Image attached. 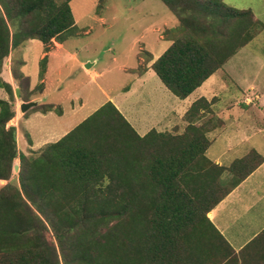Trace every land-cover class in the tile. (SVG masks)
Here are the masks:
<instances>
[{"label":"trees","instance_id":"1","mask_svg":"<svg viewBox=\"0 0 264 264\" xmlns=\"http://www.w3.org/2000/svg\"><path fill=\"white\" fill-rule=\"evenodd\" d=\"M71 1L0 0V74L26 41L39 39L48 51L53 39L65 40L77 26ZM162 1L184 32L152 69L182 99L264 28L251 10L224 0ZM18 72L15 80L29 83ZM0 87L14 91L1 75ZM12 102L13 94L0 99V179L8 180L0 188V264H196L213 245L228 244L208 213L263 158L252 151L224 166L208 157L209 124L196 123L206 99L191 105L182 131L144 135L108 101L29 154L18 149L16 127H7Z\"/></svg>","mask_w":264,"mask_h":264},{"label":"rangeland","instance_id":"2","mask_svg":"<svg viewBox=\"0 0 264 264\" xmlns=\"http://www.w3.org/2000/svg\"><path fill=\"white\" fill-rule=\"evenodd\" d=\"M224 3L236 9H249L256 19L264 23V0H224ZM71 6L77 26L61 35L67 38L65 48L58 51L52 49L59 52L62 59L56 63L60 72L55 74L54 80H50L49 96L55 107L48 116L51 120L47 125L69 132L100 106L112 101L108 99L110 97L121 105L140 134L164 128L162 124L169 122L174 101L180 98L165 87L152 69V64L172 44L173 39L184 32L178 29L179 22L170 9L162 0H72ZM30 43L26 41L15 51L18 59L13 65L14 74L18 71L24 73L29 83L27 79L22 84L16 82L20 98L16 89L10 93L0 87V99L5 98V91L9 99L13 94V101L29 99L41 88L33 86L39 78L42 66L40 54L45 46L39 39H34L29 49ZM19 58L25 61V65L19 63ZM85 63L92 64L88 74L82 68ZM227 67L237 80L245 78L243 81L247 84L244 86L253 83L264 88V28L228 61ZM96 73L101 75L94 79ZM5 77H8L7 73ZM225 79L230 87L222 91L221 99L242 97V91L235 89L234 81L228 77ZM256 103L253 105L257 106ZM53 104L44 102L40 107L26 111L29 118L21 116L19 150L25 152L23 144L35 138L32 134L38 130L35 124L32 123V130L27 128L30 120L35 121L36 126L40 124L36 121L40 116L35 111ZM12 107L14 110L15 104ZM241 110L245 108H237L233 115L239 116ZM240 119L252 138L229 152L227 156L231 162L246 156L254 147L264 149V129L256 128L253 113L244 114ZM15 123L19 124V120ZM220 131L212 132L208 135L209 139L213 140ZM215 150L222 151L219 140L209 148V156H213ZM15 163L20 166V159ZM17 173L14 169V174Z\"/></svg>","mask_w":264,"mask_h":264},{"label":"crops","instance_id":"3","mask_svg":"<svg viewBox=\"0 0 264 264\" xmlns=\"http://www.w3.org/2000/svg\"><path fill=\"white\" fill-rule=\"evenodd\" d=\"M33 40L34 39L28 40L31 42L28 46L29 49L32 48ZM66 40L67 38L62 41L53 39L52 42L54 44L52 43L50 45L48 51H46V46L44 45L45 48L40 54V59L42 60L46 56V62L44 64L45 72L43 76H41V66V71L38 73L39 78L36 79L35 86H33L39 88L42 83L41 88H39L38 92L29 99H17L12 102V104H15L14 110L16 111V116L8 123L7 127L10 125H14L16 127L17 143L18 128L22 120L21 116L26 117L27 115V112L23 113L21 111V104L32 100L39 101V104L34 106L35 108L40 107L44 102L53 104L52 101H50L51 96H49V91L51 90L50 80L51 78L54 80L55 74L60 72L56 63L61 61L62 55H60L59 52H53L52 49H56V51L62 50L65 48ZM14 56L15 51H12L5 59L0 75L5 81L12 85L13 89H16L17 81L15 80L12 71V57ZM231 58H234V55ZM228 61L222 68L218 69L207 80H205L203 84L188 97L183 99L179 97V100L174 101L175 103L170 109V111H172V115L169 113V122L163 123L162 125L164 128L158 129V131H182L187 125L185 116L191 105L199 99H206L209 104L205 107L199 108L198 114L201 115V118L196 123L198 125L208 123V135L214 131L221 130L216 133L213 140L210 139L211 143L209 148L213 146L214 142L219 140L222 151L219 150V152H216L215 150L213 152V156H209L208 148L207 155L217 164L224 166H230L235 160L242 158L243 156L235 158L231 162L228 160L227 155L230 151L234 150L235 147L248 142L250 138H252L251 132H247L246 130L247 126L241 122L240 117L242 115L253 113L256 128L258 127L259 129H264V88L260 84L257 86L253 83L244 86L247 84L243 81L245 78L240 76L241 78L237 77V80L234 76H232L227 67ZM88 65L89 67H87ZM90 67H92L91 63H85V65L82 64V68L87 74ZM5 73L8 74V77H5ZM98 75L100 76L101 74L96 73L93 75V78L95 79L96 77H99ZM226 77H228L231 81H234L233 84L235 89L242 91V97L231 98L230 100L221 99L222 91L230 87L225 79ZM24 78H27V76L24 75ZM5 94L6 96L4 99L8 100L9 97H7L6 91ZM108 99L112 100L116 107L122 112V114H124L119 103H116L110 97ZM256 101L257 106H254L253 104ZM221 102L224 103L222 104ZM53 105L55 107V104ZM240 107L245 108V110H241V114L239 116H234L233 112ZM51 111L44 112L39 108L35 111V114L40 116L36 120L40 123L38 125L39 127L36 126V123L33 120H30L27 123V128H29V130L34 129L32 128V123L35 124V128L38 129L36 132H32L35 140L33 138L31 140L29 139L27 143L23 144L25 152L19 150L20 152L29 154L32 151H36L44 147L48 143L58 141L67 134L68 131L61 130V132L58 128L47 125L48 121L51 120L48 118ZM124 115L129 120L127 115ZM17 119L19 120V124L15 123ZM26 131L29 135L31 134L28 132V129ZM252 151H256L263 158V161L260 162L253 172H251L245 179L235 186L208 213L209 218L218 231L223 235L228 244L217 243L213 245L208 254L203 255L201 259L197 257L196 264H264V149L254 147L246 155ZM17 159L15 162H17ZM13 177H17V174H14ZM229 177L230 175L228 172H225L222 176V178L227 179ZM7 182L8 180L6 179H0V188Z\"/></svg>","mask_w":264,"mask_h":264},{"label":"water","instance_id":"4","mask_svg":"<svg viewBox=\"0 0 264 264\" xmlns=\"http://www.w3.org/2000/svg\"><path fill=\"white\" fill-rule=\"evenodd\" d=\"M87 67H89V65ZM15 91H16V95L20 98V88L17 87ZM38 104H39V101H36V100L23 102L20 106V109L22 112H26L27 110H29L30 108H32ZM19 167H20L19 164L15 163L14 169L19 171Z\"/></svg>","mask_w":264,"mask_h":264}]
</instances>
